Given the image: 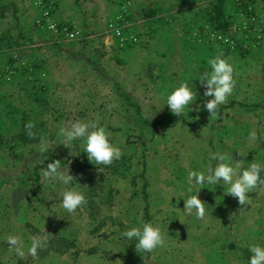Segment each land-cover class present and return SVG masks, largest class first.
<instances>
[{"label": "rangeland", "instance_id": "1", "mask_svg": "<svg viewBox=\"0 0 264 264\" xmlns=\"http://www.w3.org/2000/svg\"><path fill=\"white\" fill-rule=\"evenodd\" d=\"M54 1L0 0V264H154L149 262L152 258L170 264H210L215 256L207 254L205 243L213 237L234 239L238 246L229 254L223 252L226 260L220 263L249 264L250 247H264V190L249 192L250 203L244 207L225 194L228 186L223 182L210 188L189 185L187 178L190 171L206 173L210 153L227 155L233 166L238 160L243 167L264 164V0H244L251 7L250 16L235 6L236 1L225 0L226 14L233 20L229 42L198 29L194 38L202 53H197L181 48L173 36L171 54L160 63L154 60L142 73L129 68L127 61L113 60L119 49L107 29L110 13L103 0H75L83 17L77 37L62 35L58 42L55 33L36 32L40 6L49 3L53 7L48 11H55ZM139 1L143 6L136 9L128 0L125 35L137 37L128 47H139V33L154 30V21L166 12L175 18L178 6L185 5L182 0ZM203 1L195 6L201 24V10L208 2ZM93 3L98 7L94 9ZM147 9L155 10L149 19L144 16ZM190 17L185 13L179 20L184 28ZM29 29L35 32L29 34ZM82 36V52L88 57L83 63L70 56L81 51ZM52 43L63 48L60 52L67 51L72 62L44 48ZM137 54L134 61L139 60ZM217 55L232 64L235 87L210 120L203 104L212 97L204 96L206 89L197 78L211 70L208 60ZM185 82L196 93V101L177 117L166 105L167 96ZM115 84L133 97L140 116L119 96ZM77 120L104 127L110 143L120 149V158L111 165H95L84 151L83 138L70 147L61 144L60 127ZM30 121L36 139L26 134ZM252 132L255 140L250 139ZM20 133L26 139L21 140ZM41 140L48 149L45 153L39 151ZM55 160L75 178L69 185L42 176ZM260 175L264 179V172ZM73 187L85 195L86 203L68 213L61 193ZM198 192L205 204L203 219L184 210L185 199ZM222 201L230 208L227 236L220 214L208 211ZM146 222L161 230L166 245L140 253L137 241L123 233ZM7 235L20 237L25 259L9 251ZM36 235L48 239L32 258L27 249Z\"/></svg>", "mask_w": 264, "mask_h": 264}, {"label": "clouds", "instance_id": "2", "mask_svg": "<svg viewBox=\"0 0 264 264\" xmlns=\"http://www.w3.org/2000/svg\"><path fill=\"white\" fill-rule=\"evenodd\" d=\"M210 71H205L197 79L206 91L205 97H212L206 100L203 107L210 114V120L218 115V107L227 102L235 87L233 79L234 68L222 55H217L208 60ZM196 101V93L189 87L188 83H181L167 96V103L173 115L180 117L185 115V109ZM26 134L30 139H36L37 134L33 131L35 124L28 122L25 125ZM59 136L62 138L61 144L70 147L71 142L83 138L84 151L90 162L95 165H111L114 160L119 159L120 149L109 141V133L102 126H98L95 121L84 122L77 120L70 122L68 126L60 127ZM250 139H256V133L250 134ZM39 151L45 153L48 151L43 140L40 141ZM211 161H216L213 166ZM229 157L219 152L210 153V161L207 171H190L188 174L189 185H218L223 182L228 187L225 194L236 198L240 205L246 206L250 203L248 193L260 189L264 190V179L261 178V172H264V164L253 162L247 167H243L242 161H237L233 166L228 162ZM243 167L242 172L237 170ZM42 176L49 181H60L64 185H69L75 178L65 173L61 169L60 160L48 163L47 168L42 171ZM191 190V189H190ZM62 207L68 212H75L80 206L86 203L85 195L75 187L69 188L61 193ZM242 208L241 210H243ZM184 210L187 215L193 212L197 219H203L205 216V204L199 198V192L185 199ZM183 223L182 220H180ZM123 235L129 239H135L136 250L140 253H151L157 247L166 245L165 238L161 230L152 223L146 222L141 227H132ZM9 244V251H15L20 259H25L26 253L24 244L19 236L7 235L5 237ZM47 235H36L31 238L30 246L27 249V255L36 258L38 250L45 247ZM251 258L249 264H264V247L252 245L249 249Z\"/></svg>", "mask_w": 264, "mask_h": 264}, {"label": "crops", "instance_id": "3", "mask_svg": "<svg viewBox=\"0 0 264 264\" xmlns=\"http://www.w3.org/2000/svg\"><path fill=\"white\" fill-rule=\"evenodd\" d=\"M54 1V0H53ZM139 0H133V7L138 9L139 7H142L143 1ZM145 3L147 4L151 0H144ZM157 1V0H153ZM208 2L210 0H207ZM105 8L109 11L110 14H108L106 17L107 20L111 18V16H117L120 13V7L119 4L115 3V0H103ZM206 1L203 0H182V4L184 6H178L180 9H178V13H174L175 18L173 16H167V15H173V13L170 11L166 12V16H163L161 19H157V21H154L153 23V28L154 31L152 33L151 30L148 31L146 29L145 31L143 30L142 33L140 34L141 30L138 32L139 34V47H126L123 49H120L118 51H115V57L113 60H116L118 63H125L126 61L128 62V67H136L138 68L139 72H143L144 70H148V64L154 62L156 60L157 63L161 62V59H165L171 54L172 51V37L177 36L179 39V45L181 48L189 49L190 51L197 52V53H202L201 51L198 50L199 46L201 45L198 42H195V32L196 28H192V26H195L194 23L196 24L197 18H196V13H195V8L201 4H203ZM208 2L205 4V6L208 4ZM144 3V2H143ZM49 4V3H48ZM42 4L40 6V17L39 19L36 20L37 28H35L36 32H41V33H46L47 31L50 32V34L55 33L54 29L50 28V24H68L76 30L77 34L75 35L76 37L80 35V32H82L83 28L80 25V20L83 19L82 17V9L80 8L81 4L79 2H76L75 0H55L54 1V8L55 11L49 12L48 10L50 9L51 4ZM52 6V5H51ZM94 9L97 8L98 6L93 3ZM97 6V7H96ZM196 6V7H195ZM202 6V5H201ZM204 6V7H205ZM53 7V6H52ZM177 7V8H178ZM203 7V8H204ZM37 8V7H36ZM194 8V9H193ZM133 9V8H132ZM165 8L163 9L164 12ZM198 10V9H197ZM185 13H190L192 17L187 20V25H182L179 20H184L183 17H185ZM119 16V15H118ZM178 16V17H177ZM149 19V17H147ZM179 18V19H177ZM195 18V19H194ZM145 20V19H144ZM195 21V22H194ZM54 22V23H53ZM83 22V20H82ZM129 22V21H128ZM131 22V21H130ZM82 24V23H81ZM132 24V23H131ZM39 27V28H38ZM156 27V29H155ZM146 28V27H144ZM32 29H29V34L31 32H35ZM58 35H60L58 33ZM31 36V35H29ZM63 39L61 35L59 36V39L56 40L60 42V40ZM154 39V41H152ZM188 39V40H187ZM54 42V41H53ZM137 42V41H136ZM152 42V43H151ZM154 42V43H153ZM46 43V42H45ZM144 47H140V46ZM151 46V47H150ZM59 47V46H58ZM193 47V48H192ZM196 50H195V48ZM44 48L48 50H55L56 53L59 54L60 57H63L66 59V61H71L69 58V54L67 51H63V48H57V45L52 43V44H45ZM139 48V49H138ZM170 48V49H169ZM60 49V51H59ZM138 49V50H137ZM140 50V51H139ZM170 50V51H169ZM139 53V54H137ZM204 53H208V50ZM136 54L139 55V60L134 61L136 58ZM128 59H131V63L128 61ZM134 59V60H133ZM205 59V58H204ZM78 62L83 63V60L80 58V60H77ZM134 61V62H133ZM72 62V61H71ZM205 63V61H204ZM207 187L212 188L213 185H207ZM226 198V197H225ZM230 208L226 204L225 201H222L221 204L213 205L212 208L209 211L210 214H215L217 215L218 213L220 214V218L223 219L221 222V227L226 229L225 236L228 234V221L226 220L227 218V212H229ZM224 212V213H223ZM149 213V210H148ZM224 214V216H222ZM256 233V232H255ZM256 234H260L257 232ZM234 239H216L213 237V240L208 241L205 243V246L207 248V254L212 255L215 258L212 259V264H222L220 262H223L226 260L224 257L225 254H229L230 251H236L238 249L237 243L234 241H231ZM223 252L225 254H223ZM153 260L154 264H170L169 262H163L162 260L156 258H152L149 260L151 262ZM148 262V263H149ZM244 264H247L248 261L244 262ZM210 263V264H211ZM145 264V263H143ZM147 264V263H146ZM209 264V263H208Z\"/></svg>", "mask_w": 264, "mask_h": 264}, {"label": "trees", "instance_id": "4", "mask_svg": "<svg viewBox=\"0 0 264 264\" xmlns=\"http://www.w3.org/2000/svg\"><path fill=\"white\" fill-rule=\"evenodd\" d=\"M234 1H236L235 2V6L241 8L240 9L241 12H244L245 15L250 16L249 14H250V11H251V9H250L251 7L249 6V3H247L244 0H234ZM129 6L130 5H129L128 0H120V2H119L120 13L118 15L123 14V12L125 10L126 13H127V15L125 17L127 22L130 19L129 18V12H128L129 11ZM154 13H155L154 9H147L145 11V13H144V16L150 18L151 15H153ZM201 13H202V16H203L202 24L200 22L199 23L196 22V24L194 23L195 26H192V28H196V31L198 29H202V32L207 30L209 34L214 36V38H216V36H218V35L227 36V37H229V39L231 37H233V20L231 19V17H229L226 14L225 0H210L208 2V4L204 8H202ZM116 17L113 16L109 20L115 19ZM54 25L56 27V30H54L55 34L58 35V33H59L61 35V37L69 36L68 33H70V32L74 33L73 37L77 34L76 30H74V28H72V26H70L68 24L55 23ZM125 32H126V28H125ZM83 38H84V36H82L79 39V42L81 44V46H80L81 51H79V52H77L75 54L74 53H70V56L71 57H75V58H79V59L82 58V60L83 59L88 60V57H85L83 55V52H82L83 51L82 49L85 46L84 45V41L81 40ZM114 38H115V41H116V48L119 49V50L134 44V42L133 43L125 42L124 44L120 45V42L118 41V39L116 37H114ZM2 41H3V39L0 38V46H1ZM85 42H87V41H85ZM88 62L92 63V61H88ZM94 67L97 68V65L94 64ZM115 85H116L115 89H117L119 91V93H118L119 96H121L122 99L125 100L130 106L135 108L136 112L140 116L141 115L140 107L135 102L133 97L127 91H125L120 85H118V84H115ZM19 137H20L21 140L26 139V135L25 134L23 135V134L20 133Z\"/></svg>", "mask_w": 264, "mask_h": 264}, {"label": "built area", "instance_id": "5", "mask_svg": "<svg viewBox=\"0 0 264 264\" xmlns=\"http://www.w3.org/2000/svg\"><path fill=\"white\" fill-rule=\"evenodd\" d=\"M127 13L124 10L123 14L117 16L115 19L109 20L107 23V29L110 31L113 37H116L118 41L121 44H124L125 42H136L137 38L134 35L126 36L125 35V28L128 26V22L126 21ZM50 28L56 30V27L54 24L49 25ZM70 37H73L74 33L70 32L68 33ZM218 40H223L225 43L229 42V37L218 35L216 36Z\"/></svg>", "mask_w": 264, "mask_h": 264}]
</instances>
